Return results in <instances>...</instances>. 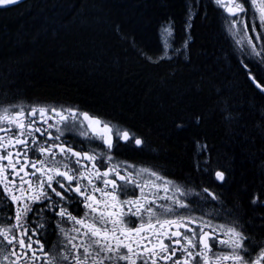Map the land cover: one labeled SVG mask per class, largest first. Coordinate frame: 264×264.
I'll return each instance as SVG.
<instances>
[{
	"label": "trees",
	"instance_id": "obj_1",
	"mask_svg": "<svg viewBox=\"0 0 264 264\" xmlns=\"http://www.w3.org/2000/svg\"><path fill=\"white\" fill-rule=\"evenodd\" d=\"M169 22L171 59L152 63L145 57L162 54L159 29ZM17 101L74 106L127 128L145 141L134 155L209 188L264 238V205L250 203L264 193V94L206 0H26L0 9V104ZM206 159L211 175L201 170Z\"/></svg>",
	"mask_w": 264,
	"mask_h": 264
},
{
	"label": "snow or ice",
	"instance_id": "obj_2",
	"mask_svg": "<svg viewBox=\"0 0 264 264\" xmlns=\"http://www.w3.org/2000/svg\"><path fill=\"white\" fill-rule=\"evenodd\" d=\"M18 2L0 0V6ZM214 2L224 4V0ZM228 4L229 17L245 14L243 3L228 0ZM258 13L264 27V3ZM238 24L243 25L244 33L235 43L247 45L250 54L260 58L258 70L264 71L260 68L264 46L256 50L247 22L231 19L228 32L238 35ZM255 28L253 21V31ZM161 35L163 54L156 59L145 57L152 63L171 59V22L162 27ZM260 36L258 33L256 39ZM249 78L264 92V85L250 70ZM66 133L78 135L82 143L74 146L63 139ZM96 141L103 151L83 150ZM121 141L138 149L145 143L127 128L76 108L30 105L26 111L23 104H0V264H35L40 257L33 244L39 246L45 264H264V240L245 235L244 224L238 220L214 224L205 218L204 209L211 201L219 205L213 208L214 219L232 215L219 196L207 187L199 192L186 189L157 170L119 160L113 149ZM205 149L206 145L198 144V150ZM202 163L201 170L211 175L209 160ZM215 178L223 181L224 173L216 171ZM262 195L253 193L250 203L264 204ZM121 196L126 198L121 200ZM137 219L141 223L135 226ZM69 224L70 228L64 227ZM38 233L49 238L48 251L40 239H33ZM213 244L227 251L213 253Z\"/></svg>",
	"mask_w": 264,
	"mask_h": 264
},
{
	"label": "flooded vegetation",
	"instance_id": "obj_3",
	"mask_svg": "<svg viewBox=\"0 0 264 264\" xmlns=\"http://www.w3.org/2000/svg\"><path fill=\"white\" fill-rule=\"evenodd\" d=\"M232 3H243L244 7L246 9L245 14H242L239 17H229L227 12H226V7H225V6H230L228 4V0H224V4L222 6H217V4L214 2V0H206V6L208 9L213 10L214 15L216 17V21L218 23V26H219L221 32L223 34H226L229 37V39L231 40V42L235 45L234 47L236 49L235 52H236L237 59L239 60L243 70L245 71L246 76L249 75V70H250L251 75L256 77V81H258L261 85H264V71H260L257 68V62L259 61L260 58L251 55L250 54L251 49L247 45H244L242 47L241 45H238L235 43V40L239 39L240 36H242L244 33L243 25L242 24L237 25L238 35H236L235 37L231 33L228 32V24L230 23L231 19L235 18L237 20H243V21L247 22V24H248V28H247L248 35L252 37L253 42L257 45L256 50L260 51L261 47L264 46V27H261L259 24L258 9H259V5L261 3H264V0H256L255 5L251 4V0H232ZM253 21H255V24H256L255 31H253ZM258 33L261 34L259 40L256 39V36ZM245 65H247V68H245ZM260 68H264V65H260ZM12 104H23L25 106L26 111L28 110V107L30 105H48V106H55V107H61L62 106L64 108L72 107V106H68V105H64V104H54V103H50V102L19 101V102H14ZM72 108H75V107H72ZM79 111H81V110H79ZM81 112H84V111H81ZM119 126H121V125H119ZM53 134L55 135L54 129H53ZM63 139H66L67 141L71 142L74 146L80 145L82 143L81 138H79L78 135H74L72 133H66L65 137H63ZM115 143H116V140L114 137V144ZM89 147H91L93 149H98L99 151L104 150L103 147L100 146L99 141L92 143L90 146H85L83 148V150L87 151ZM137 149L138 148H136L133 143H124L121 141V142H119L118 146L113 149V155L118 157L119 160H126L129 163L136 164L137 166H145V167H150L154 170H157L162 175L168 177L169 179L176 180L178 183L183 182V181H180L179 179H177L176 177L171 176L168 173H166L161 167L157 166L154 162H151L145 158H141L137 155H134L132 151L137 150ZM75 150L80 151L81 148L76 147ZM29 156H30V158H35V157H32L31 153L29 154ZM101 170H103V169H101ZM212 177H213V175H212ZM215 182H217V181L215 180ZM221 182H217V183H221ZM182 184L189 186L188 184H184V183H182ZM191 186L192 185H190V187ZM0 190H2V186H0ZM211 192H213V191L211 190ZM136 195H139L138 189L136 190ZM129 197H132L131 192L129 193ZM125 198L126 197H124V196L120 197L121 200H123ZM209 200H211V199H209ZM161 203H164V201H161ZM261 205H264V204H261ZM216 207H219V205H217L215 201H211V203L205 207L204 211H205V213H208V215L205 216L206 219H212L214 224H231L232 221L238 220L240 224L245 225V235H251L252 237H254L250 228L247 226V224H245V222L243 221L242 218H237L234 215L228 216L227 214H225L223 219H214L215 213L213 212V208H216ZM13 209H14V206H13ZM70 211H71V209H70ZM73 214L75 215L76 213L74 212ZM194 214L196 216L201 215L200 212H196ZM81 215H82V213H81ZM146 222H147V220L145 218V223ZM140 223H141V221L139 219H137L135 222V226H138ZM129 226H134V225L129 223ZM64 227L70 228L71 225L70 224L64 225ZM190 227L196 228L195 225H190ZM197 231H198V228H197ZM33 239L34 240L40 239L41 243H43L45 245V251L49 250V238L47 236H44V238H41V234L38 233L36 236L33 237ZM50 239L55 240L56 237H51ZM254 239L256 241L264 240V238H260V237L259 238L254 237ZM0 240H2V238H0ZM165 243H169V241L165 240ZM210 243H212V242L210 241ZM2 246L3 245H0V247H2ZM33 249L37 251V256L40 257L39 259H37L35 264H45L43 257L38 250L39 246L36 244H33ZM8 250L11 251V249H8ZM16 250L19 252L18 247ZM226 251H227V249L224 246H219L216 244H213V246H212V252L213 253L226 252ZM28 255L31 256V251L28 252ZM210 255H211V253H210ZM177 256H179V253L177 254ZM161 264H163V262H161Z\"/></svg>",
	"mask_w": 264,
	"mask_h": 264
},
{
	"label": "bare ground",
	"instance_id": "obj_4",
	"mask_svg": "<svg viewBox=\"0 0 264 264\" xmlns=\"http://www.w3.org/2000/svg\"><path fill=\"white\" fill-rule=\"evenodd\" d=\"M198 1H201V0H198ZM224 36H225V39H226V41H227V43L229 44V47L231 48V50H232V52L233 53H236L235 52V45L231 42V40L229 39V37L226 35V34H224ZM159 41H160V43H161V45L163 46V44H162V40H161V35H160V29H159ZM162 55V54H161ZM241 65V64H240ZM247 79L250 81V83L252 84V81H251V79L249 78V75L247 76Z\"/></svg>",
	"mask_w": 264,
	"mask_h": 264
},
{
	"label": "rangeland",
	"instance_id": "obj_5",
	"mask_svg": "<svg viewBox=\"0 0 264 264\" xmlns=\"http://www.w3.org/2000/svg\"><path fill=\"white\" fill-rule=\"evenodd\" d=\"M165 25H167V24H164L163 26H165ZM163 26H161V28H160V35H161V29H162V27ZM161 40H162V44H163V38H162V35H161ZM171 42H172V37L170 38V40H169V43L171 44ZM162 54H163V52H162ZM172 46L168 49V55L169 56H172ZM186 188V187H185ZM187 189H189V188H187Z\"/></svg>",
	"mask_w": 264,
	"mask_h": 264
},
{
	"label": "water",
	"instance_id": "obj_6",
	"mask_svg": "<svg viewBox=\"0 0 264 264\" xmlns=\"http://www.w3.org/2000/svg\"><path fill=\"white\" fill-rule=\"evenodd\" d=\"M24 1H26V0H19V2H18L17 4H20V3L24 2ZM17 4H15V5H17ZM15 5L0 6V8H8V7H12V6H15ZM251 81H252V80H251ZM252 84L255 85V84L253 83V81H252ZM259 91H260V90H259ZM262 93H264V92H262Z\"/></svg>",
	"mask_w": 264,
	"mask_h": 264
}]
</instances>
